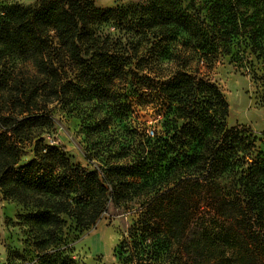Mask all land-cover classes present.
I'll use <instances>...</instances> for the list:
<instances>
[{
  "label": "trees",
  "instance_id": "16d2710c",
  "mask_svg": "<svg viewBox=\"0 0 264 264\" xmlns=\"http://www.w3.org/2000/svg\"><path fill=\"white\" fill-rule=\"evenodd\" d=\"M187 2L138 0L103 7L94 0H41L0 7V62L18 58L36 67L32 75L24 69L21 79L0 73V89L17 86L20 96L13 98L18 111L0 114V188L34 208L25 219L37 228L41 251L59 242L63 216L79 228L91 227L110 203L123 198L110 175L75 164L65 145L34 131L54 125L51 104L78 112L82 103L110 100L109 94L126 84L137 94L147 90L158 103L161 131H169L149 140L135 164L151 167L176 152L178 174L173 186L145 201L130 236H142L147 247L162 230L185 264H264V153L250 128L227 125L230 104L213 71L178 61L177 53L190 47L212 69L233 47L251 41V52L262 50L256 42L264 35V0ZM255 5L257 12L249 15L245 7ZM245 53L231 60L241 63ZM104 107V121L115 113L126 119L123 112L130 111ZM107 124L113 131L115 123ZM130 127L147 129L131 122ZM27 141L35 142V157L21 164ZM115 169L112 164L108 172ZM138 173L131 175L139 179ZM129 238L121 244L122 254L134 255Z\"/></svg>",
  "mask_w": 264,
  "mask_h": 264
},
{
  "label": "rangeland",
  "instance_id": "374dc122",
  "mask_svg": "<svg viewBox=\"0 0 264 264\" xmlns=\"http://www.w3.org/2000/svg\"><path fill=\"white\" fill-rule=\"evenodd\" d=\"M40 1L0 0V7L16 2L33 6ZM94 1L99 6L108 7L138 0H111L109 5L103 0ZM187 1L189 0H184L185 5ZM255 6L256 8L251 9L245 7L249 15L257 12L258 7ZM256 18L258 20V15ZM154 41L156 39L148 42L150 48L154 47ZM253 43L250 41V45L243 44L242 49L233 47L231 55L222 57L213 70L205 62V65L202 64L199 55L190 47L178 48L177 53L180 57L178 61L186 59L194 67L213 71L215 81L223 88L230 104L227 125L250 128L257 137L259 149L264 153V35L256 42L262 50L251 52ZM244 50L247 51L244 61L240 63L231 60L232 55ZM26 68L29 75L36 72L32 61L23 63L18 58H12L7 64L0 62V73H12V78L21 79ZM13 87L9 92L0 89V114L20 109L13 102L16 96L20 98L17 86ZM134 90L131 85L117 86L114 89L116 95L109 94L110 100L100 99L95 106L84 102L78 112H66L59 105L51 104L49 107L53 109L54 125L34 131L43 135L49 143L57 139L65 145L75 164L98 170L103 177L105 172L110 175L118 185L119 196L123 198L121 204L110 203L108 211L91 227L79 228L71 219L63 216L67 222L58 234L59 242L49 250L41 251L37 247L40 243L37 239L38 230L25 219V215L34 208L26 207L16 198L6 197L0 188V264H135L139 258L148 259L152 264H185L181 250L162 230L154 236L153 243L148 240L147 247H144L142 236H130L131 228L142 214L145 201L159 190L173 186L178 177L174 161L176 152L161 157L151 167L135 164L149 140L154 142L161 134L169 131H161L163 128L157 122L158 103H153L147 90H140L139 94L134 93ZM102 102L104 103L101 104ZM104 104L110 105L112 109L119 107L130 111L123 112L126 119L118 118L115 113L112 121L107 118L104 121L107 114ZM108 122L115 123L112 125L113 131L107 130ZM130 122L145 125L147 129H134L130 127ZM173 133L174 131H170V134ZM167 148L171 149L169 146ZM34 157L35 142L27 141L23 147L21 164ZM112 164L116 169L108 172ZM138 171L140 173L137 175L141 177L139 179L131 175ZM110 187L112 188L111 185ZM127 238L133 245L135 256L128 252L122 254L121 244Z\"/></svg>",
  "mask_w": 264,
  "mask_h": 264
},
{
  "label": "crops",
  "instance_id": "0c3cea01",
  "mask_svg": "<svg viewBox=\"0 0 264 264\" xmlns=\"http://www.w3.org/2000/svg\"><path fill=\"white\" fill-rule=\"evenodd\" d=\"M103 2L108 5L112 3L111 0H103Z\"/></svg>",
  "mask_w": 264,
  "mask_h": 264
},
{
  "label": "built area",
  "instance_id": "2783aa9c",
  "mask_svg": "<svg viewBox=\"0 0 264 264\" xmlns=\"http://www.w3.org/2000/svg\"><path fill=\"white\" fill-rule=\"evenodd\" d=\"M152 133H154V131H152Z\"/></svg>",
  "mask_w": 264,
  "mask_h": 264
}]
</instances>
